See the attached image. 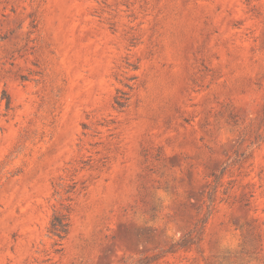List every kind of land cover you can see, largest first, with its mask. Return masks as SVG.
I'll return each instance as SVG.
<instances>
[{"label": "rangeland", "instance_id": "obj_1", "mask_svg": "<svg viewBox=\"0 0 264 264\" xmlns=\"http://www.w3.org/2000/svg\"><path fill=\"white\" fill-rule=\"evenodd\" d=\"M0 264H264V0H0Z\"/></svg>", "mask_w": 264, "mask_h": 264}, {"label": "trees", "instance_id": "obj_2", "mask_svg": "<svg viewBox=\"0 0 264 264\" xmlns=\"http://www.w3.org/2000/svg\"><path fill=\"white\" fill-rule=\"evenodd\" d=\"M67 224L60 219L57 214L53 216L50 222V232L60 240L66 232Z\"/></svg>", "mask_w": 264, "mask_h": 264}]
</instances>
